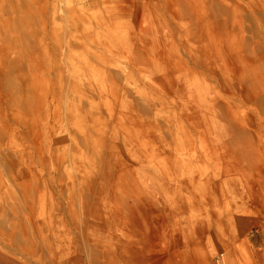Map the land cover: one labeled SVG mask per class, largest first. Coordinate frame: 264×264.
Returning a JSON list of instances; mask_svg holds the SVG:
<instances>
[{
    "label": "rangeland",
    "instance_id": "rangeland-1",
    "mask_svg": "<svg viewBox=\"0 0 264 264\" xmlns=\"http://www.w3.org/2000/svg\"><path fill=\"white\" fill-rule=\"evenodd\" d=\"M13 1L0 0L4 19H12ZM34 4L32 35L23 45L40 48L38 72L49 94L36 134L20 136L11 125L0 149L1 157L17 149L32 155L23 161L22 177H11L8 160H0V264H229L228 258L248 264L249 255L264 253V211L251 202L264 201V170L249 176L237 171L234 160L237 148L252 142L264 163V99L241 97L248 85L241 76H264V0ZM107 71L116 73L119 92L101 100L91 95L87 103L99 109L95 129L105 130L115 147L106 157L110 173L88 166L72 93L82 87L78 80L89 81L87 96L90 88L107 89ZM55 83L62 95L53 99ZM126 102L144 114L126 112ZM126 130L133 132L134 146L121 142ZM63 156L72 157L75 167L65 159L57 173ZM83 168L96 177H83ZM88 179H95L88 185L90 209L78 205ZM59 185L67 197L63 192L58 198ZM128 194L136 196L133 213L114 203ZM71 201L74 206L65 204ZM21 206L32 223L13 226Z\"/></svg>",
    "mask_w": 264,
    "mask_h": 264
},
{
    "label": "bare ground",
    "instance_id": "bare-ground-1",
    "mask_svg": "<svg viewBox=\"0 0 264 264\" xmlns=\"http://www.w3.org/2000/svg\"><path fill=\"white\" fill-rule=\"evenodd\" d=\"M35 1L37 0H15L13 2H10L12 3V5L9 9V12L11 13L12 19H4L0 16V149L3 145H5L6 140H9L12 135L13 129L9 131L11 125H13L14 127L16 126L20 129V136H23L24 133H26L28 136H33V134H36L40 117V110L43 106L42 101L49 94V87H42V77L39 76L38 72L40 64V48L37 46L36 42H33L32 45H27V47L23 45V41L25 40V38L32 35L31 33H28V31L32 19L35 18L38 12V10L34 8ZM97 4V2H91L88 6H97ZM15 15L17 17H15ZM239 52L240 51L236 50L235 55L239 54ZM102 53L103 55H105V53L107 52ZM105 56L106 59L111 63L112 59L109 57L108 53ZM42 58L44 61H46L49 56L47 53L43 52ZM236 58L239 59L238 55ZM24 63L31 69L28 73L24 72L22 69V65L24 66ZM26 65L24 67L27 70ZM50 67L52 66L50 65ZM54 69L57 74V83V81L60 80L58 79V77H60L61 67L58 64H55ZM263 69L264 66L262 67V70ZM107 75L110 79V83L108 84L107 89H105V87L90 88L88 91L89 96H87L86 87L90 86L89 81L78 80L79 85L82 87L73 89L72 93H74L73 102L78 105V107L73 106V111L75 112L76 117H78L79 119V122H76L75 124L78 129H80V144L86 154L87 152H89L88 156L91 159L88 162V166L92 167L91 170H94L93 166L95 164H98L100 165L101 170L107 168V171L109 170L108 173H110L112 168L108 167L110 163L106 157H109L110 153H115V147L110 140H106L104 138L105 130L98 128L95 129V127L100 124V119L97 115L100 114L99 109L95 104L87 103L89 99L90 101L94 100V97H91V95H95L96 98L101 100L104 97V94L108 92H110L111 95L117 94L119 92V89H117L118 83L114 81L116 79L114 78L116 77V73H114L113 71H107ZM263 80L264 76L260 78H254L250 74L241 76V82L245 83L248 81V85H246L245 90L246 92H243V95H241V97L248 102L254 101V103L258 102L260 99H264L262 97L264 96ZM56 83L53 84L55 85V89L51 94V97L53 99L54 96L62 95V88L60 86H56ZM86 106H89V109H86ZM92 106H94V108ZM122 108L128 113H131L132 111L136 114H144L143 108H140L137 103L126 102L122 104ZM120 119L122 118L118 117L117 120ZM261 125L262 124L260 123L256 126L254 130L255 134L258 133ZM148 126L150 125L148 124ZM262 128L264 130L263 125ZM233 129L236 132L240 130L238 127H236V125L233 126ZM131 133H133L131 130H126V132L122 131L120 139L123 144L134 146L135 141L131 138ZM16 136H19L17 131ZM114 138L117 139L118 137L115 135ZM244 144L245 145H241V147L237 148V155L234 158L237 171L243 172L244 174L249 173V176H253L255 174H257V176H260L262 174L261 170H264V163L260 162V159L257 155L258 148L254 147L252 142H249L248 144L245 142ZM31 158V151L26 149H17L15 151H12L10 156L3 154V157H1L0 153V160L3 159L6 160V162L8 160V173L11 177H22L23 161L29 160ZM63 158L64 159H60L61 162H58L56 164L55 171L57 173H59L64 167V164L66 163L65 159H68L64 156ZM68 161L70 163V167L74 168L75 166L74 162L72 161V157H70V160L68 159ZM242 162L245 163L243 169L238 166V164ZM38 163L39 167L41 168V165H43L42 162L38 161ZM0 164L4 165L3 162H1ZM75 169H79L78 166H76ZM42 171H44V169ZM83 173V177H96L92 175L91 172H86V170H84ZM85 174L88 175L85 176ZM98 177L114 176H106L105 173H100ZM124 177H131V174L126 173ZM94 181L95 179H88L86 180V188L82 187V190H84V193H81L83 199L82 201H78V205L82 208L90 209L88 207L93 203L92 198L94 195L91 191L88 190V188L90 187H88V185L91 184V186H93ZM83 182H85V179H83ZM78 187L81 186L78 185ZM63 192L65 191L62 190L61 185H59L58 198L63 197ZM68 192L69 196L71 194V191ZM65 196L67 197L66 192ZM135 198L136 196L134 197L130 194L124 195L120 198L115 197L114 203L115 206H117V209L119 208L123 211H130V213H133V205L134 203L135 205L137 203ZM128 200H130L131 202L128 203ZM251 202L261 211H264V201L262 199H253ZM65 204L67 206H74L75 202H65ZM28 212L29 210H24V208L21 206L18 212L14 213L16 221L13 222V226H16V224H18L16 222L27 225L31 224L32 220L30 219ZM24 213H26L27 215L26 219L23 217ZM8 237H11V234H8Z\"/></svg>",
    "mask_w": 264,
    "mask_h": 264
},
{
    "label": "crops",
    "instance_id": "crops-1",
    "mask_svg": "<svg viewBox=\"0 0 264 264\" xmlns=\"http://www.w3.org/2000/svg\"><path fill=\"white\" fill-rule=\"evenodd\" d=\"M208 261H211L212 264H214V260L215 259H207ZM217 260V259H216ZM215 260V261H216ZM224 261V259H223ZM227 261L229 262L230 264V259L228 258ZM217 262V261H216ZM248 264H264V253H261V252H258L256 254H253V255H249V258H248Z\"/></svg>",
    "mask_w": 264,
    "mask_h": 264
},
{
    "label": "built area",
    "instance_id": "built-area-1",
    "mask_svg": "<svg viewBox=\"0 0 264 264\" xmlns=\"http://www.w3.org/2000/svg\"><path fill=\"white\" fill-rule=\"evenodd\" d=\"M220 261H222V260H220Z\"/></svg>",
    "mask_w": 264,
    "mask_h": 264
}]
</instances>
